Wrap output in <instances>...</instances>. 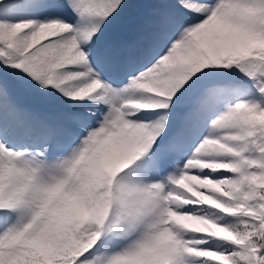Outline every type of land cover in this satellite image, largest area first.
<instances>
[{
  "label": "rangeland",
  "instance_id": "obj_1",
  "mask_svg": "<svg viewBox=\"0 0 264 264\" xmlns=\"http://www.w3.org/2000/svg\"><path fill=\"white\" fill-rule=\"evenodd\" d=\"M30 1L0 0V8L9 4L4 13H0V116L5 112L17 115L18 103L11 100L7 90L18 95L17 85L20 84L22 90L17 97L21 102L31 98L49 104L51 108L48 109L57 110L58 114H54L56 134H73L69 131L73 126L83 130L87 125L80 127L81 118L93 129L70 152L61 153L52 160L45 159L42 152H27V149L13 152L0 132V187L5 181L9 182L7 192L0 200V227L10 223V228L14 229L0 245V264H24V257L30 250L35 252L33 255H40L38 257H59L65 252L59 239L67 227L96 234L98 224L94 219H97L98 208L95 198L102 195L97 189L98 182L109 180L103 173L106 164H113L118 155L125 158L129 143L139 140L147 128L152 133L164 130L167 137L158 145L161 149L166 147L165 152L173 150L174 141L168 145L164 141L171 134L176 137L181 134L182 138L175 140L185 142L183 122L200 113V109L196 110L199 105L203 108L204 103L209 104L205 97L215 86L195 98L181 100L182 95L189 93L186 76L194 63L203 61L204 54L211 53L219 59V65L224 66L238 58L254 56L264 48V0H189L196 5L189 7L183 4L185 0H150L158 10L147 11L145 20L149 29L143 30H147L145 38L152 44L158 36L167 40V36L174 34L170 29L174 30L178 23L188 20L193 23L178 34L179 41L173 43L170 52L159 63L153 62L152 72L132 82L117 84L114 75L97 72L80 39L90 41L98 36L105 41L114 37L122 44L130 30L139 28L141 0H68V9L64 13L53 7V17L47 6L44 14L37 4L29 8ZM165 10L177 17L175 24L167 21ZM183 10L196 15L185 18ZM71 11H76L77 16H71ZM50 26L55 29L48 32ZM158 27L163 30L161 34L157 33ZM69 30L65 37L46 43L47 35ZM120 30H126L124 36ZM134 37L136 39L137 34ZM227 52L231 56L228 57ZM31 69L36 70L37 76L29 86L27 80L33 76ZM125 86H133L135 91L124 90ZM244 88V85L238 86L243 96L232 101L229 109H202L203 123L196 137L197 151L189 154V149L181 153L179 159L169 155L165 161L162 157L149 156L143 164L145 169L151 168L145 176L149 180L148 184L144 183L146 189L142 188V183L134 181L136 178L129 182L130 192L137 200H142V206L121 216L125 227H116L112 239L94 245L82 261L92 256L97 264H102L109 254L115 253L113 262L120 263L123 258L136 253L138 247L134 245L141 234L138 230L141 226L159 225L167 226V232H172L177 239L176 248L183 247L180 264L256 263L258 258L252 251L256 229H235L238 220L230 219L226 212L211 206L214 203L225 211L232 210L236 207L226 202L233 200L240 202L242 214L249 213V209H264V198L258 195L264 182H257L253 177L261 172L259 163L264 160L263 119L260 120L264 115V99L257 92L244 91ZM229 93H232L230 89L226 95ZM101 105L106 106L100 110L101 119L86 116L88 112H97L90 108ZM4 121L0 118L1 123ZM16 121H12L14 129L17 128ZM45 167L46 170L32 183L23 214L11 222L6 211L9 200L35 170ZM164 168L170 173L165 180L156 170ZM150 183L158 189H150ZM144 199L149 200L145 203ZM42 210H52L49 221L41 229L40 223L28 229L29 221L36 220ZM156 212L165 218L153 221ZM21 225H25L27 231H22ZM258 228L262 254L264 222ZM203 232H215L218 236L212 239ZM22 234L29 238L25 239L30 245H24L20 252L12 250L11 245L16 246ZM158 242L162 246L165 244L162 238ZM141 249L142 246L138 248ZM138 253L144 254L143 251Z\"/></svg>",
  "mask_w": 264,
  "mask_h": 264
},
{
  "label": "trees",
  "instance_id": "obj_2",
  "mask_svg": "<svg viewBox=\"0 0 264 264\" xmlns=\"http://www.w3.org/2000/svg\"><path fill=\"white\" fill-rule=\"evenodd\" d=\"M227 53L228 57L231 56L229 52ZM204 55L206 58L203 61H199L198 63L195 62L193 66L194 68L190 72H188V76H186V81L189 85L192 86V92H197L203 87L211 85L212 83L221 82L224 80H235L247 83L249 89H256L259 95H261L264 99V48H262L254 56L238 58L237 60H234L233 62L228 63L224 66L219 65L221 64V62L215 55L211 53ZM31 71L33 72V74H36L35 69H32ZM259 116L261 117L262 115ZM262 119L263 121L261 125L264 132V115L260 120ZM149 145L150 144L148 142H143L140 145H134L133 149L134 151L140 153L144 149L148 148ZM131 153L132 152L125 153V158L122 155H119L116 158V161H114L113 164H110L109 166V169L112 171L113 175L119 173L118 177L113 182V186L115 187L116 191H118L113 205H110L106 198H101V195H98V197L95 198V205L98 208V210L96 211V216L98 219V223L101 226L100 232L97 235L92 236L82 231L74 230L71 227H67L65 228V234L63 236L61 235L59 239L61 248L65 249V252L63 254L59 255V257L54 258L49 255H47V257H38L40 255H33L35 252L30 250L29 254L31 256L29 257V254H27V256L24 257V264H81L78 262L79 257L84 254L92 245L99 241V238L108 237L110 232H112L115 227L114 224L118 223V214L125 213L128 208L131 207L134 203V201L129 196H126L128 172L131 167H125L132 156ZM260 166L261 172H259L258 175H253V177L257 182H264V160L260 162ZM105 182L106 179H103L100 184H103L105 187H107ZM6 185L9 186V182L5 181L4 183H2L0 187V197H2L7 192ZM29 185L30 181H27L24 186H21L18 193H14L15 195H13L11 201L9 200L11 211H15L16 213H18L25 208ZM258 195L264 198V185L260 187ZM229 202L231 204L233 203L234 207L236 208L225 211L221 206H218L214 203H211V205L215 210L229 213L228 216L230 219L238 220V224L236 225L237 227H235V229H248L250 227L256 229V232L253 235V240H255L256 242L253 243V246L259 247L261 249L262 241L259 236L261 232L258 228V225L264 222V209L258 208L256 210H253L248 208L251 211L249 213L242 214L238 205L240 204V202L235 203V201L232 200L226 202V204ZM237 207L239 209H237ZM51 211L52 210H42V213L38 216L37 220L29 221L30 225L28 229H32L38 223H40L39 228L41 229L49 221V215ZM252 220H257L260 223L253 222ZM24 227L25 225H22V228ZM105 228L107 229L106 231ZM228 230L233 229L231 227H228ZM22 231H27V228H24ZM152 231L153 233H156L155 230ZM13 232L14 229H9L7 232H5L0 240V244L5 243L7 238L12 235ZM162 233L163 235L166 234V236H168V239L162 238L166 241L163 246L156 245L152 242V240H146L144 237L138 242V245L142 246L145 244L149 246L146 248L147 251H144L145 256L137 253L136 256L131 255L123 259L119 264H178L180 248L178 249L174 247V238H172L165 231H163ZM203 233L209 234V237H211L212 239L218 236L215 232ZM25 238L27 237H24L23 234L20 235L17 245H11V249L15 251L19 250V252L21 250H24V245H30V241L27 240L29 238ZM152 248L154 253L151 255ZM131 260L136 262L131 263ZM88 264H93V262L90 261ZM255 264H264V252H262V254L260 253Z\"/></svg>",
  "mask_w": 264,
  "mask_h": 264
},
{
  "label": "bare ground",
  "instance_id": "obj_3",
  "mask_svg": "<svg viewBox=\"0 0 264 264\" xmlns=\"http://www.w3.org/2000/svg\"><path fill=\"white\" fill-rule=\"evenodd\" d=\"M180 2H182V1H180ZM217 3V2H216ZM183 4L185 5V6H196L194 3H190V1L189 0H185V1H183ZM201 6V5H200ZM192 8V7H191ZM202 8V7H201ZM200 8V9H201ZM20 17V16H19ZM18 20V19H17ZM44 20V19H43ZM47 20V19H46ZM27 25V24H26ZM31 26V25H30ZM25 27H27V26H25ZM51 28L49 29V30H47L48 32H51V31H53L54 29H55V27L54 26H50ZM30 29V28H29ZM41 29V28H40ZM20 30L21 29H19V32H20ZM58 30V29H57ZM16 31H18V30H14V32H16ZM24 32V31H23ZM30 32V31H29ZM45 32V31H44ZM16 33H18V32H16ZM58 33H60V32H58V31H56L55 32V34H58ZM22 35V34H21ZM60 36V35H59ZM62 36H60V38H61ZM59 38V39H60ZM29 39V38H28ZM22 41H24V40H22ZM18 43V42H17ZM35 43V42H34ZM24 44V43H23ZM27 45V44H26ZM236 100V99H235ZM230 101L231 100H226V101H222L221 100V104H222V106H223V108L224 109H229L230 107H231V105H230ZM222 116V115H221ZM220 120H221V118H220ZM204 131H205V129H204ZM8 132H10V130L8 131ZM201 134V133H200ZM239 135V134H238ZM250 135V134H249ZM203 136V135H202ZM227 136V135H226ZM230 137H231V135H230ZM226 138V137H225ZM224 138V139H225ZM247 138V137H246ZM206 139V138H205ZM223 139V138H222ZM233 140H234V137L232 138ZM204 140V139H203ZM209 140V139H208ZM235 141V140H234ZM207 142V141H206ZM231 142V141H230ZM217 146V145H216Z\"/></svg>",
  "mask_w": 264,
  "mask_h": 264
}]
</instances>
